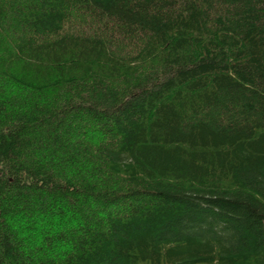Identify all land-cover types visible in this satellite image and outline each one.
<instances>
[{
	"label": "trees",
	"instance_id": "trees-1",
	"mask_svg": "<svg viewBox=\"0 0 264 264\" xmlns=\"http://www.w3.org/2000/svg\"><path fill=\"white\" fill-rule=\"evenodd\" d=\"M0 264H264V0H0Z\"/></svg>",
	"mask_w": 264,
	"mask_h": 264
}]
</instances>
